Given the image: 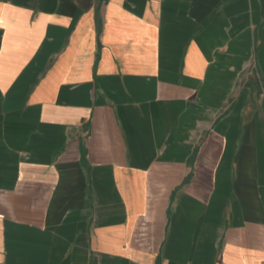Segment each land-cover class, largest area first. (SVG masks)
<instances>
[{"label":"crops","instance_id":"obj_1","mask_svg":"<svg viewBox=\"0 0 264 264\" xmlns=\"http://www.w3.org/2000/svg\"><path fill=\"white\" fill-rule=\"evenodd\" d=\"M0 264H264V0H0Z\"/></svg>","mask_w":264,"mask_h":264}]
</instances>
